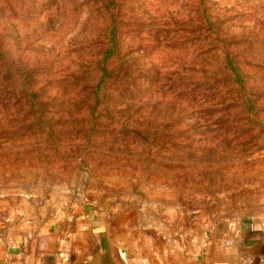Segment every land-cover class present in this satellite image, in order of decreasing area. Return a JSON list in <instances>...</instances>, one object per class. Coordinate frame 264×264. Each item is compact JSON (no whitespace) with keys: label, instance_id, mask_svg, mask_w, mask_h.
<instances>
[{"label":"rangeland","instance_id":"rangeland-1","mask_svg":"<svg viewBox=\"0 0 264 264\" xmlns=\"http://www.w3.org/2000/svg\"><path fill=\"white\" fill-rule=\"evenodd\" d=\"M203 7L212 34L198 0H0V200L65 191L170 238L264 214V0Z\"/></svg>","mask_w":264,"mask_h":264},{"label":"crops","instance_id":"crops-1","mask_svg":"<svg viewBox=\"0 0 264 264\" xmlns=\"http://www.w3.org/2000/svg\"><path fill=\"white\" fill-rule=\"evenodd\" d=\"M0 264H264V214L170 238L65 191L8 196Z\"/></svg>","mask_w":264,"mask_h":264},{"label":"trees","instance_id":"trees-1","mask_svg":"<svg viewBox=\"0 0 264 264\" xmlns=\"http://www.w3.org/2000/svg\"><path fill=\"white\" fill-rule=\"evenodd\" d=\"M198 1L202 5L203 19L208 24L207 25L208 30L212 34V31H213V29L211 28L212 27V21H211L210 16L208 15V13L206 11V8L203 7L205 0H198ZM213 33H215V32H213ZM110 36H112V35H110ZM115 44L116 43L113 40H111V47L107 51H105L103 60L99 63V64H101V67H100V71H101L100 83H102V81L105 82L108 79V70L106 68V64L115 55V51H114L115 50ZM222 64H223L224 70L230 76L229 77L230 82L234 83L235 87L237 88L236 90L238 91V89L240 88L239 89L240 92H241V90L244 91L245 90L244 78L242 77V75L240 73V69H239L236 61L234 60V58L229 56L228 54H225L223 57V60H222ZM99 87H100V84H99ZM226 102H228V101H226ZM223 104L224 103L222 102L221 105H223Z\"/></svg>","mask_w":264,"mask_h":264}]
</instances>
